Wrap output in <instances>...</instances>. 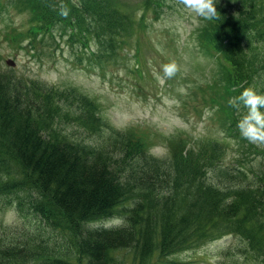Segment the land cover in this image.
I'll list each match as a JSON object with an SVG mask.
<instances>
[{"label":"trees","instance_id":"obj_1","mask_svg":"<svg viewBox=\"0 0 264 264\" xmlns=\"http://www.w3.org/2000/svg\"><path fill=\"white\" fill-rule=\"evenodd\" d=\"M166 1L148 5L161 12ZM19 3L41 33L61 23L72 39L90 34L105 50L132 23L114 0ZM217 8L199 39L222 60L227 101L250 85L264 91V0H218ZM244 111L228 103L226 131L239 147L232 163L217 160V140L202 148L211 159L177 147L161 157L83 92L0 70V197L24 220L11 239L0 230V264H109L128 247L141 254L137 264H157L229 234L240 240L234 264H264V144L241 135Z\"/></svg>","mask_w":264,"mask_h":264},{"label":"rangeland","instance_id":"obj_2","mask_svg":"<svg viewBox=\"0 0 264 264\" xmlns=\"http://www.w3.org/2000/svg\"><path fill=\"white\" fill-rule=\"evenodd\" d=\"M19 1L0 0V70L83 92L112 126L142 140L156 156L170 155L177 147L211 159L202 150L208 140L220 142L217 160L232 163L238 156L237 142L226 131L229 94L221 80L222 60L199 39L205 19L196 18L182 0H167L161 12L149 0H114L132 23L129 33H121L107 50L90 34L72 39L74 32L61 23L41 33ZM172 61L178 70L168 77L163 66ZM23 221L12 203L0 197V230L7 228L11 239ZM239 242L225 235L169 254L157 264H234L241 259ZM157 253L155 249L148 261ZM137 254L131 247L118 249L109 264H137ZM71 258L80 260L76 251Z\"/></svg>","mask_w":264,"mask_h":264},{"label":"clouds","instance_id":"obj_3","mask_svg":"<svg viewBox=\"0 0 264 264\" xmlns=\"http://www.w3.org/2000/svg\"><path fill=\"white\" fill-rule=\"evenodd\" d=\"M184 7L196 18H218V0H182ZM66 14V13H65ZM164 74L171 77L178 70L175 61L163 66ZM229 104L237 110L246 109L238 120L241 135L251 143L264 144V91L250 85L236 96L230 97ZM114 224L122 223V218H114ZM105 226H111L106 224Z\"/></svg>","mask_w":264,"mask_h":264},{"label":"water","instance_id":"obj_4","mask_svg":"<svg viewBox=\"0 0 264 264\" xmlns=\"http://www.w3.org/2000/svg\"><path fill=\"white\" fill-rule=\"evenodd\" d=\"M7 63H9V64H12L13 62H12V61H10V60H8V61H7Z\"/></svg>","mask_w":264,"mask_h":264}]
</instances>
